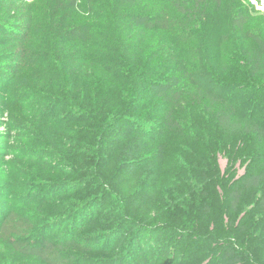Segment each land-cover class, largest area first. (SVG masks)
Masks as SVG:
<instances>
[{
    "label": "rangeland",
    "instance_id": "rangeland-1",
    "mask_svg": "<svg viewBox=\"0 0 264 264\" xmlns=\"http://www.w3.org/2000/svg\"><path fill=\"white\" fill-rule=\"evenodd\" d=\"M49 1L0 0V264H42L37 258L22 255L2 234L14 239L21 236L18 241L34 237L39 241H56L67 235L72 238L74 231H77V240L101 249L90 253L91 260L99 263L166 264V260L176 258V264H189L197 250L205 245L198 237H184L182 231L168 233L169 227L182 215L174 196L185 199L184 183L196 173L200 160L207 159L209 147L218 141L238 144L234 134L228 137L217 131L214 114L222 104H212L193 88H188L182 89L181 99L177 101V107L185 103L181 113L184 119L179 127L150 130L141 126L146 112L136 113L108 138V149L99 170L101 178L78 187L59 163L70 139L66 129L73 126L65 120L66 109L61 99L52 103L45 96L59 93L47 74L51 66L56 65L54 59L60 56H69V72L77 69L73 68V63L77 62L84 66L81 74L85 75V68L91 64H84L90 59L103 65L106 71L125 73V51L134 59L132 67L138 80L147 83L161 80L175 65L193 70L199 61V25L185 22L183 27L170 32L146 31L130 25L129 16L152 15L164 0L159 4L156 0H140L134 9L120 8L111 0L108 3L98 0L91 6L87 0H82L81 9L95 26V38L90 45L68 46L63 42L59 22L42 25ZM10 5L14 6V11L21 8L20 13L25 18L10 19L14 11L11 15L1 12ZM246 7L234 2L233 11H240L246 23L225 43L226 71L223 76H217L228 100L238 97L241 101L254 86L251 77L257 49L245 34L255 33L264 39V13ZM28 52H33L39 62H29ZM43 67L47 71H43ZM97 68L92 76L102 83L104 94L118 99L120 94L115 90L118 81L111 80L105 71ZM146 88L145 85L140 87L139 104L148 97ZM179 115L175 113L176 117ZM137 133H144L165 146V162L157 179H133L116 162L119 150L129 140L126 136ZM202 150L205 152L200 155ZM194 158L198 161L189 163L188 160ZM220 161L225 168L227 161L223 158ZM239 170L244 172L243 167ZM85 198L90 202L84 211L73 219L68 217L75 199ZM259 198V190L246 193L236 224L243 225ZM214 210L215 218L223 213L222 199L215 201ZM142 227L147 232L136 240ZM29 228H33V233H28ZM151 237L156 243L148 256L139 242L142 241L144 247ZM136 241L134 250H140L145 257L131 256L130 249ZM189 246L196 251L189 252ZM177 253H186V259Z\"/></svg>",
    "mask_w": 264,
    "mask_h": 264
},
{
    "label": "trees",
    "instance_id": "trees-1",
    "mask_svg": "<svg viewBox=\"0 0 264 264\" xmlns=\"http://www.w3.org/2000/svg\"><path fill=\"white\" fill-rule=\"evenodd\" d=\"M97 1L87 0L90 6ZM139 1L111 0V3L120 8L134 9ZM161 1L156 0L158 4ZM235 1L246 7L239 0H164L155 7L152 15L128 17L132 27L146 31L170 32L183 27L185 22L197 23L200 28L199 61L193 70L184 65H175L161 80L147 83L138 80V74L132 67L134 59L124 51L125 73L112 69L107 72L103 65L90 59L84 65L94 66L85 68V75L81 74L84 66L77 62L73 63V68L77 69L69 72L70 60L66 55L64 58H51L56 61V65L51 66V75L47 74L51 85L59 93L52 94L53 97L45 96L46 100L58 103L61 99L62 107L65 105L66 109L65 120L73 126L66 129L70 139L66 144L68 148L59 157V163L63 165V171L75 179L78 187L99 180V170L108 149V138L118 126L129 122V118L136 113L146 112L141 126L150 130L153 127H179L184 119L181 113L185 103L177 107V101L181 99L182 89L188 88H193L212 104H222L214 114L217 131L228 137L234 134L238 144L218 141L209 147L207 159L200 160L196 173L193 172L189 181L184 183L185 199L180 195L174 196L182 215L169 227L168 233L182 231L184 237H198L205 245L197 250L189 264H264V39L255 33L245 34L255 45L257 58L251 77L254 86L242 96L241 101L238 97L228 100L224 85L217 79L226 71L225 43L246 23L240 11H233ZM81 5L82 0H50L46 5L42 25L59 22L63 28V42L68 46L90 45L95 38V26L88 18L89 15L82 11ZM14 9L10 5V8H4L1 12L11 15ZM16 10L10 19H24L25 16L20 13L21 8ZM27 59L32 64L39 62L33 52H28ZM95 66L105 71L111 80L118 81V88H115L120 94L118 99H111L104 94L100 86L102 83L96 76H92L97 71ZM142 85L147 87L148 97L139 104ZM175 113L180 115L176 117ZM149 119L151 122L147 121ZM145 121L150 123L149 126H146ZM125 139L129 140L116 158L120 168L133 179L159 178L165 162V146L154 142L144 133L132 134ZM204 152L202 150L200 155ZM221 158L227 161L225 168L221 166ZM188 161L195 164L194 161L198 159ZM240 167L244 168L243 173H240ZM255 190L260 191V198L240 226L236 224V216L241 212L246 193ZM217 199H222L224 211L215 218L214 205ZM89 202L88 198L75 199L68 217H78ZM33 231V228H29L28 233ZM145 232L147 230L144 227L140 228L135 239H142ZM74 233L72 238L67 235L56 241H39L36 237L18 241L21 236L14 239L8 238V234H2V237L22 255L37 258L42 264H108L91 260L93 255L90 253L101 249L85 245L76 239L77 231ZM146 242L144 247L142 241L139 245L150 256L156 242L154 237ZM137 243L134 242L130 249L131 256L145 257L140 250H134L133 246ZM188 251L195 252L196 248L189 246ZM177 255L185 260L187 254ZM175 259L166 260V264H176Z\"/></svg>",
    "mask_w": 264,
    "mask_h": 264
},
{
    "label": "built area",
    "instance_id": "built-area-1",
    "mask_svg": "<svg viewBox=\"0 0 264 264\" xmlns=\"http://www.w3.org/2000/svg\"><path fill=\"white\" fill-rule=\"evenodd\" d=\"M241 2L257 13H264V0H241Z\"/></svg>",
    "mask_w": 264,
    "mask_h": 264
}]
</instances>
